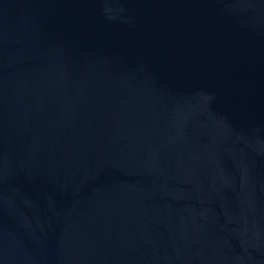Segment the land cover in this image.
<instances>
[{"label":"water","instance_id":"95a60500","mask_svg":"<svg viewBox=\"0 0 264 264\" xmlns=\"http://www.w3.org/2000/svg\"><path fill=\"white\" fill-rule=\"evenodd\" d=\"M0 264H264V0H0Z\"/></svg>","mask_w":264,"mask_h":264}]
</instances>
